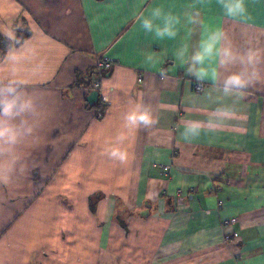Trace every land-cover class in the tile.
Listing matches in <instances>:
<instances>
[{"label": "crops", "instance_id": "1", "mask_svg": "<svg viewBox=\"0 0 264 264\" xmlns=\"http://www.w3.org/2000/svg\"><path fill=\"white\" fill-rule=\"evenodd\" d=\"M244 5L231 17L224 0H0V44L12 43L0 75L15 69L49 113L27 173L0 184V264H264V78L225 94L241 65L191 61L218 30L264 58V0ZM100 54L115 60L104 101L90 87ZM141 102L155 122L125 127ZM116 145L128 163L107 156ZM72 174L107 189L100 213L84 189L83 205L54 206L56 179L66 194Z\"/></svg>", "mask_w": 264, "mask_h": 264}, {"label": "clouds", "instance_id": "2", "mask_svg": "<svg viewBox=\"0 0 264 264\" xmlns=\"http://www.w3.org/2000/svg\"><path fill=\"white\" fill-rule=\"evenodd\" d=\"M225 12L228 16H243L246 9L244 0H224ZM147 30L152 29L149 21H143ZM163 35L164 33H159ZM168 35H175L168 31ZM183 55V54H181ZM215 57L218 63L229 69V66L241 65L239 71H229L223 82L225 94L241 93L254 81L261 80L262 74L258 65L264 62L257 50L251 48L238 49L230 39L226 42V33L222 30L211 34L203 40L199 49L191 57L193 65H203L206 60ZM245 68L249 69L245 74ZM2 71V70H0ZM193 68H189L192 72ZM195 74L201 79L207 73L198 68ZM215 76V72L213 73ZM28 82L17 78L15 69L8 75H0V184L9 185L17 176L25 175L28 171L25 162V149L38 145L40 133L48 118V104L43 93H36L28 88ZM151 111L137 103L134 108L124 115L125 127H149L154 123ZM127 136L120 134L116 137L122 144ZM130 147V145H129ZM107 156L120 164L129 161L130 153L118 145L106 150Z\"/></svg>", "mask_w": 264, "mask_h": 264}, {"label": "rangeland", "instance_id": "3", "mask_svg": "<svg viewBox=\"0 0 264 264\" xmlns=\"http://www.w3.org/2000/svg\"><path fill=\"white\" fill-rule=\"evenodd\" d=\"M77 169L78 168L76 167H71V171L77 170ZM95 171L96 169L92 172V174H94ZM60 172H61V168L58 166L53 168V170L51 171V173L55 175H60ZM101 185L102 184H97V187H93L92 185L89 186L88 184L81 182L78 179L77 175L72 174L69 191H66V194H65V191H63L62 184L60 185V183H57V179H56L55 187L58 192L57 191L55 192L54 206L71 208V207L83 205L82 201L85 202V200L83 199L84 198L83 189H84L85 191L88 190V192H90L88 196V200H87L88 208L94 214L98 212L100 213V211L103 208V207L102 208L100 207V203L102 200L96 197L97 193L95 194V191L97 188L103 189V191L104 190L107 191V189L103 188ZM79 191H81V193ZM99 197H102V194Z\"/></svg>", "mask_w": 264, "mask_h": 264}, {"label": "built area", "instance_id": "4", "mask_svg": "<svg viewBox=\"0 0 264 264\" xmlns=\"http://www.w3.org/2000/svg\"><path fill=\"white\" fill-rule=\"evenodd\" d=\"M115 64V60L114 58L108 56V55H105V54H100L99 56H97L96 60H95V63H94V66H95V70L98 74V76L92 80V82L90 83V87L96 91H98V93L100 94V100L101 101H104L105 100V97L103 96L102 94V89H103V86H102V74L104 72H108L112 66ZM203 89V84L201 83H197L195 85V90L196 91H201ZM97 116L98 117H101L102 114L101 112H97ZM162 172L167 175L168 174V170H169V167L168 166H163L162 168ZM221 202V201H219Z\"/></svg>", "mask_w": 264, "mask_h": 264}, {"label": "trees", "instance_id": "5", "mask_svg": "<svg viewBox=\"0 0 264 264\" xmlns=\"http://www.w3.org/2000/svg\"><path fill=\"white\" fill-rule=\"evenodd\" d=\"M28 34H29V30L28 29H24L22 31H18L16 39H15V42L13 44H15V45L20 44L28 36ZM2 41H3V44H0V45L2 47L4 45L3 49L6 47V45L8 47V46H10L12 44L10 41H6L4 39H2Z\"/></svg>", "mask_w": 264, "mask_h": 264}]
</instances>
